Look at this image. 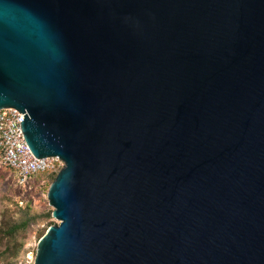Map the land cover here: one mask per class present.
I'll use <instances>...</instances> for the list:
<instances>
[{
	"label": "water",
	"instance_id": "1",
	"mask_svg": "<svg viewBox=\"0 0 264 264\" xmlns=\"http://www.w3.org/2000/svg\"><path fill=\"white\" fill-rule=\"evenodd\" d=\"M65 167L35 264H264V0H0V110Z\"/></svg>",
	"mask_w": 264,
	"mask_h": 264
},
{
	"label": "rangeland",
	"instance_id": "2",
	"mask_svg": "<svg viewBox=\"0 0 264 264\" xmlns=\"http://www.w3.org/2000/svg\"><path fill=\"white\" fill-rule=\"evenodd\" d=\"M56 177L57 175L54 174H40L27 183H21L18 174L4 166L0 160V213L5 211L6 205H8L5 200L9 199L18 203L20 208L30 207L31 213L34 215L53 211L54 208L50 205L48 193ZM1 220L2 216L0 215V223ZM50 224H53L52 226L58 225L59 221L53 217L49 221L39 219L37 223L30 226L27 235L20 240L24 245L14 262L15 264H35L37 246L42 239L39 237V232L49 227ZM5 248V245H0V252L4 251Z\"/></svg>",
	"mask_w": 264,
	"mask_h": 264
},
{
	"label": "built area",
	"instance_id": "3",
	"mask_svg": "<svg viewBox=\"0 0 264 264\" xmlns=\"http://www.w3.org/2000/svg\"><path fill=\"white\" fill-rule=\"evenodd\" d=\"M25 114L13 109L0 110V160L15 171L21 183H27L36 175H57L65 162L58 157L37 159L31 152L21 129Z\"/></svg>",
	"mask_w": 264,
	"mask_h": 264
},
{
	"label": "trees",
	"instance_id": "4",
	"mask_svg": "<svg viewBox=\"0 0 264 264\" xmlns=\"http://www.w3.org/2000/svg\"><path fill=\"white\" fill-rule=\"evenodd\" d=\"M8 205L4 212L0 213L2 220L0 223V245H5L4 251L0 252V264H15L19 253L24 245L21 238L27 235L31 225L38 222L39 219L49 221L53 217V211L46 212L42 215L31 213L30 207L20 208L14 200H5ZM12 204L14 206H10ZM53 224H50L51 227ZM49 227L39 232V237L43 238Z\"/></svg>",
	"mask_w": 264,
	"mask_h": 264
}]
</instances>
